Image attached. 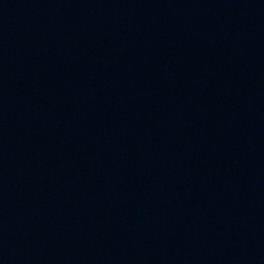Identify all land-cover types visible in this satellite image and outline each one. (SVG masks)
I'll use <instances>...</instances> for the list:
<instances>
[{
	"label": "water",
	"instance_id": "95a60500",
	"mask_svg": "<svg viewBox=\"0 0 264 264\" xmlns=\"http://www.w3.org/2000/svg\"><path fill=\"white\" fill-rule=\"evenodd\" d=\"M0 264H264V0H0Z\"/></svg>",
	"mask_w": 264,
	"mask_h": 264
}]
</instances>
